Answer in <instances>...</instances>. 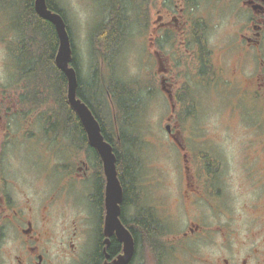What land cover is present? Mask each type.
Masks as SVG:
<instances>
[{
    "label": "flooded vegetation",
    "instance_id": "flooded-vegetation-1",
    "mask_svg": "<svg viewBox=\"0 0 264 264\" xmlns=\"http://www.w3.org/2000/svg\"><path fill=\"white\" fill-rule=\"evenodd\" d=\"M91 1L99 14L89 59L115 60L102 63L114 75L138 39L156 85L147 97L159 86L169 101L161 140L176 156L168 168L137 161L132 178L125 165L118 170V220L130 234L121 239L109 218L102 159L77 113L68 101L74 115L55 102L59 115L33 114L22 102L18 92L28 85L14 59L16 4L0 0V48L10 71L0 85V264H264V0ZM117 13L122 34L112 43L95 38ZM216 26L232 29L218 50ZM72 46L79 57L73 37ZM210 103L220 114L211 125L202 120ZM144 107L129 127L137 157ZM225 134L233 147L222 146Z\"/></svg>",
    "mask_w": 264,
    "mask_h": 264
},
{
    "label": "trees",
    "instance_id": "trees-1",
    "mask_svg": "<svg viewBox=\"0 0 264 264\" xmlns=\"http://www.w3.org/2000/svg\"><path fill=\"white\" fill-rule=\"evenodd\" d=\"M14 2L13 4L16 5L11 13L12 18L17 22V30L20 34L17 56L14 59L20 70V79L25 80L28 85V88L18 92L21 94L22 102L31 103L33 114L35 110L47 108L49 114L55 115L57 113L53 104L55 102L67 115H74L75 113L69 110L67 104V78L55 63L59 41L54 26L37 15L35 0H15ZM47 4L50 10L61 14L66 20L64 10L55 0H47ZM117 14L109 24H106L108 30L110 27L111 31L106 33V27L99 28L95 33V38L106 39L107 37L112 43L122 34H120L122 31L121 14ZM40 37H46L47 41L40 40ZM95 46L99 47V43ZM114 62L115 60L100 58L91 60L89 78H101L103 73L101 64L105 63L106 66L112 67ZM72 64L79 76V98L92 109L100 123L103 136L113 146L119 172H124L125 165L130 172H128V177L132 178L139 156L125 155L123 151L125 144L132 147L131 140L134 141V139L126 135L131 127L130 122L135 116L133 112L139 110V107L127 106L128 100L125 96L130 91H128L131 88L130 83L110 78L103 87V94L94 93L91 85L81 78L78 57H73Z\"/></svg>",
    "mask_w": 264,
    "mask_h": 264
},
{
    "label": "rangeland",
    "instance_id": "rangeland-1",
    "mask_svg": "<svg viewBox=\"0 0 264 264\" xmlns=\"http://www.w3.org/2000/svg\"><path fill=\"white\" fill-rule=\"evenodd\" d=\"M15 0H12V3ZM60 7L64 10L66 15V20L70 25L73 39L77 43L79 48V65L81 78L92 87L94 93L103 94V87L107 84L110 78L115 80L120 79V81H125L129 84L128 93L125 98L128 100V107H142L144 106V111L140 114V117L137 119L138 126H136V132L138 131L142 139V148L138 151L139 161L143 164H159L168 166L173 163L172 156H176L175 150H171L167 143H164L163 137L167 138L165 132V126L168 124L167 118L170 105L169 101L161 92L160 87L158 86L155 90L153 97H147L148 92L154 90L155 83L153 82V70L152 62L145 60L144 54H142L139 48V41L137 38H133L127 44L124 52L121 55V58L117 61V68L114 72V75H111L110 72L104 67V74L102 73L101 78H89L91 61L89 59L86 49L88 48V41L90 39V31L93 24L96 22V17L98 16V11L92 5L91 0H55ZM63 4V5H62ZM213 40L215 45V50H218V46H225V38L231 35L232 29L228 26H216L214 28ZM36 32H38L36 30ZM40 40L47 41L46 37H40ZM226 47V46H225ZM40 54L42 51L40 50ZM3 51L0 48V85L6 84L10 81V71L9 66L6 65V60H3ZM225 61L232 66L233 57L232 55H227ZM5 64V65H4ZM102 65V64H101ZM103 66V65H102ZM152 71V72H151ZM152 79V80H151ZM151 81V82H150ZM137 83V84H134ZM151 84V85H150ZM219 106L213 103H210L206 107V111L202 117V120L206 124H214L218 120L220 115ZM59 113H56V116ZM109 115L107 116V118ZM165 118V119H164ZM57 124V119L53 121ZM215 126H218L215 124ZM128 138L134 139L131 140L132 143L135 142V134L132 133V129L129 128L127 135ZM135 136V137H134ZM229 139V140H228ZM167 140V139H165ZM223 147L231 148L233 147L232 140L228 136L224 135ZM125 155H135V150L128 144L124 146ZM142 161H141V160ZM23 168H28L29 163L23 162ZM51 183L52 181L49 180Z\"/></svg>",
    "mask_w": 264,
    "mask_h": 264
},
{
    "label": "water",
    "instance_id": "water-1",
    "mask_svg": "<svg viewBox=\"0 0 264 264\" xmlns=\"http://www.w3.org/2000/svg\"><path fill=\"white\" fill-rule=\"evenodd\" d=\"M35 11L39 17L52 24L56 30L59 47L55 57L57 68L67 78V100L71 108L77 113L89 138V142L100 155L104 172L107 178L106 201L109 208V218L117 225L118 234L121 239L130 238V234L123 229L119 220L118 204L122 198V186L118 178L117 158L113 147L105 141L101 126L89 106L78 98V73L72 64L73 47L71 36L64 18L48 8L47 0H35ZM131 252V249L130 251ZM119 264H124L120 262Z\"/></svg>",
    "mask_w": 264,
    "mask_h": 264
},
{
    "label": "bare ground",
    "instance_id": "bare-ground-1",
    "mask_svg": "<svg viewBox=\"0 0 264 264\" xmlns=\"http://www.w3.org/2000/svg\"><path fill=\"white\" fill-rule=\"evenodd\" d=\"M63 5V4H62ZM66 18V17H65Z\"/></svg>",
    "mask_w": 264,
    "mask_h": 264
}]
</instances>
